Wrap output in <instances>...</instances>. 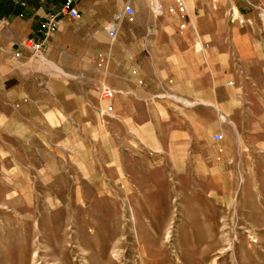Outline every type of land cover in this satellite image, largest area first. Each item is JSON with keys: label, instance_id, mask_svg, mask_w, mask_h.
<instances>
[{"label": "rangeland", "instance_id": "rangeland-1", "mask_svg": "<svg viewBox=\"0 0 264 264\" xmlns=\"http://www.w3.org/2000/svg\"><path fill=\"white\" fill-rule=\"evenodd\" d=\"M114 3L90 17L111 19ZM133 3L141 20L114 40L108 20L103 41L86 25L56 62L2 61L0 264H264V6L231 21L224 0L172 3V28L249 29L256 43L226 67L220 46L202 54L226 37L199 36V80L214 83L191 105L171 91L145 104V26L163 16Z\"/></svg>", "mask_w": 264, "mask_h": 264}, {"label": "crops", "instance_id": "crops-1", "mask_svg": "<svg viewBox=\"0 0 264 264\" xmlns=\"http://www.w3.org/2000/svg\"><path fill=\"white\" fill-rule=\"evenodd\" d=\"M198 0H185L189 6L194 8ZM227 5L239 9L244 3L253 8L262 9L264 0H224ZM67 0H0V65L6 57L15 56L20 59L32 57L33 53H46L53 61H58L59 55L70 49L71 41L80 43L85 40L87 32L86 25L89 28L99 27L98 41H103V25L108 20L110 23L115 21V14L122 11L126 5H131L135 9L133 19L125 17L123 22L138 23L141 19L137 13V6L133 0H115L113 11H116L111 19H97L93 21L90 13L96 14L98 10V0H90L87 5L85 0H74V5L80 12L77 20H71L63 13V8ZM150 3L154 14V0H145ZM173 0H159L163 9V20H158L157 26L150 27L148 22L145 26V104L151 101L159 100L163 93L171 91L177 96L182 97L184 101L198 98L199 84H213V81L199 80V50L198 37H212L221 35V45H208L203 51L206 60H213L214 50L220 46L218 55L226 62L222 66L229 67L230 60L238 53L241 61L249 59L251 56L243 55L244 51H251L253 43L250 39L249 29H210L208 31H199L197 27L172 28L178 18V11L173 8ZM134 4V5H133ZM241 14L240 20L243 21ZM53 21L55 32L46 37V24ZM70 21L76 22L83 29L77 32H71L69 28ZM193 22L191 21V24ZM142 30V29H141ZM140 30V31H141ZM106 31V29H105ZM119 31V30H118ZM133 31L131 35L136 39L144 36V30ZM107 33V31H106ZM108 35V33H107ZM109 37V35H108ZM201 40V41H202ZM32 43L34 46H40L39 50L26 46ZM215 46V47H214ZM204 74L202 73V76ZM188 99V100H187ZM231 94L228 93L224 98L222 105L230 106ZM190 102V101H189ZM197 102V101H196ZM194 103V102H192ZM201 104L213 105L208 101ZM230 115V113H228Z\"/></svg>", "mask_w": 264, "mask_h": 264}, {"label": "built area", "instance_id": "built-area-1", "mask_svg": "<svg viewBox=\"0 0 264 264\" xmlns=\"http://www.w3.org/2000/svg\"><path fill=\"white\" fill-rule=\"evenodd\" d=\"M178 6L179 8L183 11L185 9L183 0H173ZM212 2H219V0H212ZM74 0H67L64 8H63V13H65L69 19L71 20H77L80 17V12L78 10V8L73 4ZM135 15V9L133 6L131 5H126L124 7V9L122 11H119L115 14V21L111 22L108 24V26L106 27V31L109 35V38L114 40L116 39L117 35H118V30L120 28V23L122 22V20L125 17H129L130 19H133ZM227 16L229 17V19H231V21H237L240 20L241 14L238 8L234 7V6H230L227 10ZM46 28V37H48L49 35H51L52 33L55 32V24L53 21H50L46 24L45 26ZM27 47L31 48L33 47L35 50H39L40 46L36 45L34 46L32 43H27L26 44ZM234 82L233 81H228L227 85L231 86L233 85ZM102 94L105 97H112L114 94V91L107 87L104 86L102 88ZM214 140L215 141H221L223 140L224 136L221 133H217L214 135Z\"/></svg>", "mask_w": 264, "mask_h": 264}, {"label": "bare ground", "instance_id": "bare-ground-1", "mask_svg": "<svg viewBox=\"0 0 264 264\" xmlns=\"http://www.w3.org/2000/svg\"><path fill=\"white\" fill-rule=\"evenodd\" d=\"M183 3H184V6H185L184 0H183ZM153 8H154V11L156 12L155 13L156 15H161L163 13V9H162L161 5L159 4V0H154ZM186 104L191 105L192 103H190L189 101H186ZM230 248H232V245L230 246ZM35 258L36 257H34V259ZM33 264H35V262H33Z\"/></svg>", "mask_w": 264, "mask_h": 264}]
</instances>
